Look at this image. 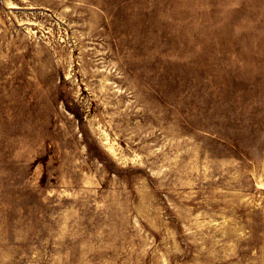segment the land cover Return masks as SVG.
Listing matches in <instances>:
<instances>
[{"label":"rangeland","instance_id":"rangeland-1","mask_svg":"<svg viewBox=\"0 0 264 264\" xmlns=\"http://www.w3.org/2000/svg\"><path fill=\"white\" fill-rule=\"evenodd\" d=\"M0 264H264V0H0Z\"/></svg>","mask_w":264,"mask_h":264}]
</instances>
